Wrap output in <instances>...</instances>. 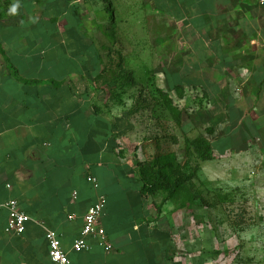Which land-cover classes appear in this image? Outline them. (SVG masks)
I'll return each instance as SVG.
<instances>
[{"label": "crops", "instance_id": "crops-1", "mask_svg": "<svg viewBox=\"0 0 264 264\" xmlns=\"http://www.w3.org/2000/svg\"><path fill=\"white\" fill-rule=\"evenodd\" d=\"M108 2L92 15L93 0H0V264H55L46 229L59 234L70 264L169 259L170 232L161 228L168 219L155 216V195L126 154L133 124L109 114L89 88L106 64L97 31L106 38L109 22L118 32L121 20L135 28L144 18L173 27L182 54L178 69L172 59L165 64L159 90L180 99L188 92L215 98L233 68L264 65L261 0ZM101 195L100 225L113 250L90 238L88 250L72 251ZM10 200L31 218L17 237L6 232Z\"/></svg>", "mask_w": 264, "mask_h": 264}, {"label": "rangeland", "instance_id": "rangeland-1", "mask_svg": "<svg viewBox=\"0 0 264 264\" xmlns=\"http://www.w3.org/2000/svg\"><path fill=\"white\" fill-rule=\"evenodd\" d=\"M89 5L92 15L104 6ZM128 21L118 32L109 22L106 38L97 31L106 64L89 88L109 114L133 124L126 154L155 195V216L168 219L166 264H264V65L233 68L215 98L180 99L159 90L165 64L172 59L178 69L182 54L174 28L162 19L135 28ZM182 127L197 129L211 150L186 157L199 133Z\"/></svg>", "mask_w": 264, "mask_h": 264}, {"label": "built area", "instance_id": "built-area-1", "mask_svg": "<svg viewBox=\"0 0 264 264\" xmlns=\"http://www.w3.org/2000/svg\"><path fill=\"white\" fill-rule=\"evenodd\" d=\"M264 4V0H261ZM89 181H96L94 178H89ZM107 205V199L104 195L98 197L96 203L87 211L84 216V225L81 235L75 240L72 245V251L81 252L89 249L88 240L96 238L99 244L106 252H111L113 246L107 241V234L104 228L100 225V218ZM9 211V221L6 232L12 236H21L26 231L27 224L31 221L30 216L24 213L18 201L10 200L6 204ZM46 239L49 244V257L55 264H70L69 252L62 248L59 234L52 229H46Z\"/></svg>", "mask_w": 264, "mask_h": 264}, {"label": "trees", "instance_id": "trees-1", "mask_svg": "<svg viewBox=\"0 0 264 264\" xmlns=\"http://www.w3.org/2000/svg\"><path fill=\"white\" fill-rule=\"evenodd\" d=\"M108 2V0H106ZM62 2V1H60ZM59 5V4H58ZM109 5H111V2L109 3ZM64 5H61V7L59 8L60 10L64 9ZM204 151H210L211 150V146L210 144L203 138V137H197L196 139L192 140L190 143V147H186V157H188L189 154H200ZM191 178L194 177V174H192V176H190ZM178 184L175 186L174 190L171 192L172 194L176 193L178 186H180L182 183H184V181L182 179L177 180ZM147 192L150 191L149 187L145 185L144 187ZM151 192V191H150Z\"/></svg>", "mask_w": 264, "mask_h": 264}]
</instances>
